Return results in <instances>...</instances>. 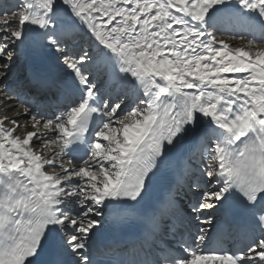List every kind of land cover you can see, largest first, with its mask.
<instances>
[{"label": "snow or ice", "instance_id": "obj_1", "mask_svg": "<svg viewBox=\"0 0 264 264\" xmlns=\"http://www.w3.org/2000/svg\"><path fill=\"white\" fill-rule=\"evenodd\" d=\"M257 38L264 0H0V264H264ZM28 51L56 61L10 79ZM106 214L136 242L100 260Z\"/></svg>", "mask_w": 264, "mask_h": 264}, {"label": "bare ground", "instance_id": "obj_2", "mask_svg": "<svg viewBox=\"0 0 264 264\" xmlns=\"http://www.w3.org/2000/svg\"><path fill=\"white\" fill-rule=\"evenodd\" d=\"M217 36L218 38H224L226 40H229L233 46H240L242 43L246 42V39H249L251 37H246L245 38V41H241L239 39H234L233 38V35L232 33H224L223 34V37H221V34L220 33H217ZM257 46H262L264 47V42H261L259 40V38H257ZM38 55H47L49 57V59L55 63L56 61V57H55V54H51V53H34L32 51H28V52H22L21 55L19 56L17 62L13 65V68H12V71L9 73V76H10V79L11 78H14L15 76L17 75H21L23 73H25L28 68L30 66H35V61H36V57ZM106 79V77H105ZM6 107H12V108H15V109H20L22 111V105L20 104L19 101H13V103L11 105H7ZM127 107V106H125ZM0 115H8V116H11L12 115V112H4L2 109H0ZM27 120V117L25 116H21L19 117V124L21 125V128L18 130L17 134H21L24 132V127L23 125L25 124V121ZM29 131L33 130L31 127H28ZM207 161H201V156H200V153L199 152H195L193 153L192 155V167H196V168H203L204 166V163H206ZM207 214H212V213H207ZM219 219L217 220V223H218ZM216 223V224H217ZM216 224H214L212 226V230L215 228ZM200 226L196 223H193L192 224V229L193 231H195V229ZM96 235L93 237V243H92V246L94 244V239H95ZM91 248L89 249V252H90Z\"/></svg>", "mask_w": 264, "mask_h": 264}]
</instances>
